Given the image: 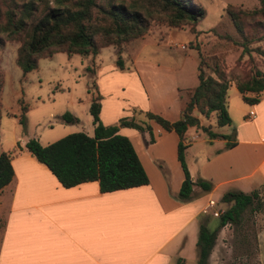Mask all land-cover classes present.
Listing matches in <instances>:
<instances>
[{
  "label": "crops",
  "instance_id": "1",
  "mask_svg": "<svg viewBox=\"0 0 264 264\" xmlns=\"http://www.w3.org/2000/svg\"><path fill=\"white\" fill-rule=\"evenodd\" d=\"M180 34L172 28L159 36L151 32L128 41L121 50L127 70H118L112 46L107 61L100 58L105 47L90 56L93 75L103 94L99 116L104 124L117 123L122 116L144 120L131 110L132 105L139 106L141 113L150 110L172 121L182 117L184 99L180 91L194 85L180 77L177 68L182 62L177 64L170 58L174 57L170 44L195 35ZM165 36L168 41H164ZM146 48L163 53L171 61L142 57ZM232 86L238 91L233 80ZM250 109L255 111L254 117L248 116ZM71 113L80 120L76 111ZM191 113L203 125L204 115L196 108ZM147 122L150 129L119 125L118 131L131 140L148 183L110 191L100 190L97 180L62 185L47 165L27 151V140H12L8 149L17 148L11 158L13 176L0 191V264L196 261V240L200 222H206L209 213L205 211L208 200H221L228 190L250 191L264 184V90L259 100L249 103L248 110L237 118L231 134L219 131L227 135L225 138L209 137L204 131L198 139L197 130L189 129L198 126L187 127L185 158L190 176L192 180H209L212 187L205 190L193 184L191 197L185 200L178 197L184 178L177 157L179 136L151 119ZM91 125L93 132V122ZM258 240L264 264V229ZM212 254L213 249L209 264Z\"/></svg>",
  "mask_w": 264,
  "mask_h": 264
},
{
  "label": "trees",
  "instance_id": "2",
  "mask_svg": "<svg viewBox=\"0 0 264 264\" xmlns=\"http://www.w3.org/2000/svg\"><path fill=\"white\" fill-rule=\"evenodd\" d=\"M225 11L236 35L226 33L222 36L241 46L234 66L228 71L224 63L218 62L214 63L211 72L206 70L209 65L197 46L202 30L197 25L205 17L206 10L196 0H0V44L6 40L19 41L15 62L24 74L36 68L40 58L56 52L93 57L101 48L110 45L116 47V64L122 68V45L150 31L154 21L159 20L170 29L187 25L195 35L190 43L197 50L198 63L197 83L189 90L180 91L184 99L183 115L172 121L150 110L144 111L147 119L166 130H175L179 136L177 157L184 178L178 197L185 200L191 197L193 184L205 190L212 187L211 181L192 180L190 176L185 158L187 127L201 126L209 137H227L213 130L211 124H200L199 117L191 113L192 109L196 108L204 116L215 112L217 125H222L231 121L226 105L230 80L235 81L242 98L249 103L257 102L264 90V69L237 70L243 53L250 55L255 51L264 57V0H258L257 6L251 9L227 4ZM254 42L258 44L251 46ZM3 83L0 67V99ZM100 105V94L92 95L89 111L94 127L91 135L73 131L47 144L31 137L25 142L27 151L47 165L64 186L97 180L100 190L110 191L148 183V175L131 140L120 133L118 127L131 125L150 129V124L147 120L138 122L134 116H122L117 123L104 124L99 116ZM22 115L20 120H23ZM60 119L66 122L78 120L68 110L60 115ZM16 151V147L0 150V191L13 176L11 158ZM263 193L264 184L250 191L232 189L222 194L221 201L230 205L219 215L218 226L214 229H209L206 222H200L196 264H209L220 227L238 222L246 208L257 210L264 206Z\"/></svg>",
  "mask_w": 264,
  "mask_h": 264
},
{
  "label": "rangeland",
  "instance_id": "3",
  "mask_svg": "<svg viewBox=\"0 0 264 264\" xmlns=\"http://www.w3.org/2000/svg\"><path fill=\"white\" fill-rule=\"evenodd\" d=\"M196 1L206 10L205 17L197 25L202 29L197 46L203 53L204 61L209 65L206 70L211 72L214 63L218 62L221 65L224 63L226 71H228L234 66L236 58L241 52V46L222 36L226 33L236 35L225 7L227 4H233L236 7L251 9L257 6L258 0ZM166 29L170 28L156 20L150 27V31L145 34L156 32L159 36ZM177 30L184 37L190 32L187 25L177 28ZM164 41H168L167 36ZM183 41L170 44L174 54V57L170 58H175L177 64L182 62V65L177 68L180 77L188 79L190 84L195 85L197 83L198 53L196 48L191 47L193 44L190 43L188 36ZM18 44L17 40H6L0 44V67L4 79L0 99L2 113L0 150L10 148L12 140L15 139L17 141L35 137L40 143L47 144L73 131H84L91 135L93 133L92 117L88 102L94 94L99 93L100 98L103 95L98 87L96 75H93L92 72L91 57L59 51L50 57L40 58L38 66L24 74L15 62ZM180 44H185V48H182ZM256 44L258 42L252 43L251 46ZM111 46L116 50L115 46L110 45L103 48L100 53V58L104 61L108 59ZM185 51L190 55L186 56ZM115 55L117 56L116 52ZM97 57L96 61L100 62ZM142 57L171 61L168 56L161 52L155 53L151 48L143 50ZM125 63H123V67ZM127 65L129 66V64ZM249 67L264 69V57L255 51H251L250 55L243 53L240 56L237 70H247ZM117 68L119 70L121 67L117 65ZM125 69L127 70V68ZM226 105L231 119L229 123L217 125L215 112L203 116L202 123L211 124V128L215 131L231 134L237 123V118L242 116L245 110H248L249 103L232 86L227 90ZM131 107L135 114L148 120L145 114L140 112L139 106L132 105ZM65 110L76 111L80 120L75 122L61 120L60 115ZM22 113L23 120H20L17 116H21ZM135 120L141 122L140 118L136 117ZM189 129L197 130L198 139L205 134L201 126H190ZM229 205V202L218 199L215 208L226 209ZM218 217L207 213L206 225L209 229L218 226ZM263 229L264 206L257 210L246 208L238 222L227 223L218 229L210 264H262L258 234ZM186 264H196V261H189Z\"/></svg>",
  "mask_w": 264,
  "mask_h": 264
},
{
  "label": "built area",
  "instance_id": "4",
  "mask_svg": "<svg viewBox=\"0 0 264 264\" xmlns=\"http://www.w3.org/2000/svg\"><path fill=\"white\" fill-rule=\"evenodd\" d=\"M182 48H185V44H180ZM248 116L254 117L255 111L253 109H250L248 112ZM217 204V200L214 198H210L206 204V212L211 213L214 216H219L225 209L223 208H215V205Z\"/></svg>",
  "mask_w": 264,
  "mask_h": 264
}]
</instances>
